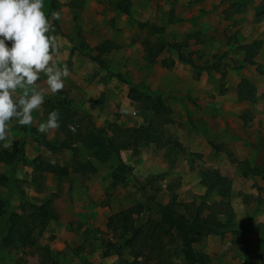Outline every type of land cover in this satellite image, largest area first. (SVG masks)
<instances>
[{"label": "rangeland", "instance_id": "obj_1", "mask_svg": "<svg viewBox=\"0 0 264 264\" xmlns=\"http://www.w3.org/2000/svg\"><path fill=\"white\" fill-rule=\"evenodd\" d=\"M58 1L63 30V35H56L60 64L66 63L71 74L60 93L46 94L28 133L15 123L9 125L7 148L24 140L26 154L13 172L0 146V173L14 177L0 189L11 211L20 212L22 205H37L53 196L66 221H59L53 231L85 227V238L94 244L84 247L87 260L82 264H125L133 260L127 249L121 258L105 255L103 241L121 245L107 221L144 201L143 184L146 193L160 189L159 199L166 204L173 200L168 186L177 187V208L185 213L183 204L222 201L221 194L228 191L225 184L213 191L203 184L208 175L219 173L229 181L233 210L221 219L233 223L223 234L195 244L196 250L208 254L210 264H262L248 251L258 247L264 251V0H130V15L115 6L126 0H84L82 8L70 7L73 0ZM44 11L50 16L49 0ZM147 40L174 47L165 46L151 60ZM106 41L116 48L102 57V67L88 55L97 56L95 48ZM254 41L262 44L257 65L243 63L241 46ZM180 53L189 62L181 61ZM244 78L257 88L255 103L238 99ZM43 79L38 83L46 88ZM132 87H148L160 96L172 110L174 123L165 126L164 148L140 146L141 154L133 156L126 150L120 160L108 148L112 123L124 128L160 123L153 112L129 98ZM53 106L70 113L67 130L40 133L39 124ZM66 140L72 147L64 148ZM43 141L57 150H49ZM43 161L72 172L67 177L46 175L49 170L41 166ZM151 177L156 178L152 185L147 182ZM141 219L135 216L132 224ZM4 229L0 217V238ZM35 239V254L19 246L0 249V264H64L50 253L51 233ZM173 264H185L183 255L174 257Z\"/></svg>", "mask_w": 264, "mask_h": 264}, {"label": "trees", "instance_id": "obj_2", "mask_svg": "<svg viewBox=\"0 0 264 264\" xmlns=\"http://www.w3.org/2000/svg\"><path fill=\"white\" fill-rule=\"evenodd\" d=\"M84 0H73L69 3L70 7L82 8ZM51 13L60 10L62 4L58 0H49ZM120 11L130 15L131 1L126 0L115 5ZM51 15V14H50ZM56 28L55 35H63L59 21H53ZM157 32L163 28L154 27ZM145 50L149 58L154 60L158 57L164 47H174L172 45L164 44L162 42L152 43L147 40L144 42ZM262 44L260 41L241 46V50H245L243 63L257 65L256 58L259 55ZM86 49L85 47H81ZM116 48L112 41H106L97 46L95 51L97 56L88 55L93 61L104 67L103 56L110 53ZM180 60L189 62L184 59L180 53ZM221 60V59H220ZM168 62H174L170 60ZM165 64H169V63ZM191 64V63H190ZM258 67V66H257ZM260 70L261 68L258 67ZM196 70H208L204 68L195 67ZM117 78L123 80L120 74H116ZM238 99L240 101H250L255 103L257 101V88L249 79H242L239 83ZM129 98L139 104L143 110L151 111L154 118H159L160 123L157 124L152 121L148 125L140 127H122L117 123H112L113 136L108 141V148L110 152L121 160V152L132 151L133 156L141 154L140 146H148L155 144L159 148L166 146L165 126L173 124L172 110L161 100L160 96L152 93L148 87H132L129 91ZM56 109V106H53ZM60 112V127L59 129L67 130V123L70 120V113L66 110ZM28 126L24 127V132L28 133ZM68 140V138H66ZM64 142V148L72 147V143ZM83 140V139H81ZM46 148L56 151L52 143L43 141ZM76 152L77 150L74 149ZM1 155L4 162L14 172L15 165L25 160V141L18 140L11 144L10 148L2 149ZM41 166L48 168L55 174L61 177H67L70 174V168L63 167L52 162H41ZM78 170V169H77ZM217 175H208L203 184L208 190H217L227 186V193L221 194L222 201L214 205L201 203L183 204L186 212L183 213L177 208V198L174 185L168 186L172 194V202L168 204L159 199L160 189H154V193H146V184H143V191L145 199L143 202L134 205L126 210L122 216L111 215L108 218L107 228L112 231L114 235H118L121 240V245L116 246L111 241H103L106 249L105 255H117L119 258L123 257L124 250H129L132 257L130 263L125 264H173V258L183 255L185 264H210L211 258L208 254L196 250L195 244L201 243L204 238L213 234H223L230 230L229 226L232 221H224L221 215H232L233 210L231 206V190L229 181ZM14 177L0 173V189L7 187ZM156 180L151 177L147 180L148 184ZM220 190V189H219ZM223 189L221 190V192ZM209 212L204 215L205 212ZM141 217V221L137 225H133L134 217ZM0 217L6 223V229L2 232L0 238V249L12 247L16 244L36 245L35 236H42L45 228L50 221H60V214L54 204V197L44 199L37 205L31 204L22 205L20 212H12L7 202L3 200L0 195ZM26 226H32L31 231H24ZM129 229V231H128ZM128 233V234H126ZM237 235L239 234L235 231ZM115 251H111L114 249ZM110 252V253H109ZM114 252V253H113ZM264 264V251L259 247L252 248L248 251V255L254 254Z\"/></svg>", "mask_w": 264, "mask_h": 264}, {"label": "clouds", "instance_id": "obj_3", "mask_svg": "<svg viewBox=\"0 0 264 264\" xmlns=\"http://www.w3.org/2000/svg\"><path fill=\"white\" fill-rule=\"evenodd\" d=\"M45 0H0V146L9 147V125L31 126L47 93H60L71 72L62 56L53 21L61 12L46 15ZM44 77L42 88L38 81ZM60 127V112H48L38 131Z\"/></svg>", "mask_w": 264, "mask_h": 264}, {"label": "crops", "instance_id": "obj_4", "mask_svg": "<svg viewBox=\"0 0 264 264\" xmlns=\"http://www.w3.org/2000/svg\"><path fill=\"white\" fill-rule=\"evenodd\" d=\"M258 57V56H257ZM257 59V58H256ZM72 172V170L70 169ZM70 172V173H71ZM46 175H53L55 174L52 171H47ZM57 175V174H56ZM62 179V178H61ZM63 180H59L58 185L62 183ZM62 187V186H61ZM55 207L56 203L54 202ZM57 209V208H56ZM59 212V210L57 209ZM60 214V221L63 223H66L64 220V216L59 212ZM59 222V221H58ZM57 221H50L47 227L45 228L44 232L42 233V237L46 236V234L51 233L52 234V241L48 243L51 249V254L55 253L58 255L61 262L64 264H82L83 261L87 260L85 259L87 257V253H85L84 247H93V242L87 241L85 238L84 232L85 227L81 230L68 231L64 226L57 229L56 231H53V228L58 223ZM108 222V221H107ZM53 224V225H52ZM24 231H31L32 226H26L23 228ZM16 247H22L23 249L21 251L30 253L32 251L35 254L34 246L33 245H25V244H16ZM8 247V248H13ZM67 248L71 249V252H67ZM72 253V254H69ZM50 254V255H51ZM69 254V255H68Z\"/></svg>", "mask_w": 264, "mask_h": 264}, {"label": "built area", "instance_id": "obj_5", "mask_svg": "<svg viewBox=\"0 0 264 264\" xmlns=\"http://www.w3.org/2000/svg\"><path fill=\"white\" fill-rule=\"evenodd\" d=\"M70 126V128H72L73 130L75 129V127L73 126V125H69Z\"/></svg>", "mask_w": 264, "mask_h": 264}]
</instances>
